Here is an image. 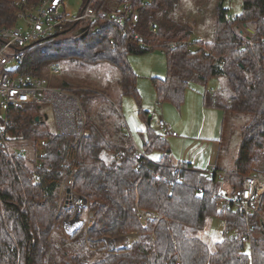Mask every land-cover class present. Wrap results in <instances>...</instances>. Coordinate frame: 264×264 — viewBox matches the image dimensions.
<instances>
[{
    "label": "trees",
    "instance_id": "1",
    "mask_svg": "<svg viewBox=\"0 0 264 264\" xmlns=\"http://www.w3.org/2000/svg\"><path fill=\"white\" fill-rule=\"evenodd\" d=\"M44 1L0 0V29L11 27L17 12L27 13ZM224 1L216 5L211 41L192 40L190 22L176 15L181 0H117L116 6L113 0H99L98 9L108 13H117L125 3L137 8L140 39L99 19L82 39L69 33L77 25L65 23L56 34L24 48L17 72L40 78L60 61L110 64L119 73L121 93L136 101L144 121L149 113L140 106L136 73L127 56L163 50L165 76L151 78L158 105L169 102L179 109L193 83L203 88L204 107L222 111L221 128L229 115L249 119L240 129L231 169L200 170L186 161L172 165L168 141L147 123L140 147L144 156L137 157L130 139L109 142L91 121L78 140L50 130L46 120H35L42 117L40 104H19L0 113L8 140L29 144V154L20 147L21 157L7 153L0 141V264H264V232L257 215L246 220L231 205H218L219 194L240 188L241 177L253 172L255 156L264 150V0H242L235 16L228 15ZM87 3L81 0L80 8ZM173 41L175 50L169 48ZM211 78H223L228 93L208 90ZM59 87L74 95L71 84ZM176 165L181 168L173 169ZM70 176L71 189L86 199L92 218L88 227L65 238L54 227L71 213L70 194L68 202L59 197L63 179ZM137 208L155 212L158 219L140 221ZM210 219L224 225L213 251L199 235ZM248 223L255 234L249 245L239 240ZM129 233L138 234L132 246L105 247L106 239Z\"/></svg>",
    "mask_w": 264,
    "mask_h": 264
},
{
    "label": "rangeland",
    "instance_id": "2",
    "mask_svg": "<svg viewBox=\"0 0 264 264\" xmlns=\"http://www.w3.org/2000/svg\"><path fill=\"white\" fill-rule=\"evenodd\" d=\"M113 1L114 6H116L117 0ZM217 3L218 0H181L179 8L176 10V15L177 17H181L180 19L190 22L192 26V40L211 41L213 39ZM223 4L228 9V15L230 16H235L241 12L242 0H225ZM80 7L81 0H64V10L67 14H77L82 9ZM249 25L252 27L251 24ZM127 60L136 73V88L140 95L142 111L146 110L149 112L146 121L138 116L136 101L132 97L121 93L119 73L108 63L83 64L78 62V60L60 61L59 63L57 62L60 69L58 74L50 76L46 71L44 79L54 88H60L59 85L63 82L71 84V87L68 88H72L74 95L78 96L77 99H79V104L85 115V123L86 121H91L102 131L106 140L116 145L120 144L121 140L128 143L130 139L137 148H140L143 140L142 131L145 129L146 123L158 130L156 124L160 117H163L169 123L170 129L174 130L178 135V137H165L171 149V158L174 161L178 159L184 147L182 137L189 138L190 140L200 139L199 143L203 142L211 145L213 139L218 137L216 135L215 124L211 126L206 122L205 115L204 120H202L199 113L200 110H206L203 105L204 108L198 106L194 114V103H197L199 98H201L202 86L192 83L186 89L183 104L179 109L169 102L157 105L151 77L163 78L165 76L164 53L159 49H153L143 55H128ZM207 89L210 91L215 90V92L224 93L225 95L228 93L223 78H211L207 83ZM83 90H89L92 93L89 96ZM210 109L212 108H207L206 111L210 112ZM39 111L41 116L44 114L48 116L46 121L50 130L54 131L55 120L51 105L48 103L40 104ZM248 119L247 116L241 115H229L225 117L221 130L222 139L219 150V163H221V167L227 169L225 161L236 158L240 141L239 132ZM217 134L220 135L219 128L217 129ZM9 145L19 150L20 147H23L25 153L28 151L29 154V144H26L23 140L10 141ZM206 155L207 153H203L202 158L205 159ZM155 156L156 154L153 153L150 155V158L155 160ZM255 168L256 170L264 169V150H260L255 156L253 170ZM206 170L210 169L206 167ZM59 194V197L64 201L68 200V194L64 186H61L59 189ZM69 194L71 195V192ZM82 198L87 205L88 203L85 198ZM74 210L70 208L71 215L67 219L68 222L65 223L68 217L66 215L61 223L56 224L54 233L60 234L65 238L68 237L69 231L74 229L76 224L73 225V221H71L74 219ZM78 213L81 215L82 220L87 221L90 218L88 205L79 209ZM257 221L260 226L262 225L261 227L264 232V205L258 210ZM88 222L90 223L89 220ZM223 230L224 225L222 222L210 219L206 221V225L199 235L208 244L210 250L213 251L214 243L222 238ZM253 234L252 232L251 235ZM104 245L109 251H115L121 248L123 244L106 239Z\"/></svg>",
    "mask_w": 264,
    "mask_h": 264
},
{
    "label": "built area",
    "instance_id": "3",
    "mask_svg": "<svg viewBox=\"0 0 264 264\" xmlns=\"http://www.w3.org/2000/svg\"><path fill=\"white\" fill-rule=\"evenodd\" d=\"M99 0H88L77 14H67L64 8V0H46L39 5L32 7L27 13L17 12L16 22L11 27L0 29L2 45L0 47V113L6 110L17 107L19 104H43L51 105L54 120L55 131L61 135L72 136L74 139H80L85 133V115L79 104L77 97L63 88L52 87L44 78L36 77L32 74H21L17 72L24 59L25 47L32 45L41 38L49 37L56 34V30L65 23L77 25L74 31L88 25L99 19L113 23L121 29L122 35H126L135 39H140L137 32L139 20V10L133 7L130 3L122 5L121 9L116 13H108L103 9H98L97 3ZM144 3V2H143ZM141 4V6L143 5ZM72 30V31H73ZM70 31L69 33H72ZM95 32L97 29L94 30ZM113 42V41H112ZM169 48L175 50L177 42L169 43ZM164 53L163 50H161ZM59 64L53 63L48 67L47 73L51 75L58 74ZM215 93V90H211ZM6 120L0 123V141L5 147L7 153H15L17 156L23 157V151L12 148L9 145V140L5 135ZM161 135L176 136L177 133L172 131L163 118H159L156 124ZM135 156H144L140 148L136 147ZM177 170L181 166L172 167ZM218 176L227 175L223 172H214ZM155 179L159 175H154ZM65 183V185H64ZM61 186L71 191L69 209H75L73 225L88 227L90 218L81 219L78 210L86 205L84 199L73 192L71 176L63 179ZM60 186V188H61ZM218 205L221 207L224 204H229L242 214L246 220H249L254 215L258 214L264 195V169L255 168L251 174L241 177V187L231 193H221ZM71 215V213L69 214ZM68 217L65 223L68 222ZM79 215V216H78ZM90 216V215H89ZM137 217L140 221L157 220L158 216L155 212L137 208ZM89 223V224H88ZM253 232V226L248 223L246 233L239 237V240L250 244V236ZM152 239L153 236H151ZM232 238L235 235L231 236ZM118 244H123L121 247H130L138 241V234L129 233L111 240ZM119 241V242H118ZM176 264H180L176 262ZM253 264V263H249Z\"/></svg>",
    "mask_w": 264,
    "mask_h": 264
},
{
    "label": "crops",
    "instance_id": "4",
    "mask_svg": "<svg viewBox=\"0 0 264 264\" xmlns=\"http://www.w3.org/2000/svg\"><path fill=\"white\" fill-rule=\"evenodd\" d=\"M194 105H195V111H194V114H195L198 106H200V107L202 106V93H201V98H199V101L197 103H194ZM205 109L207 110L206 107H205ZM206 110L205 111L204 110L203 111L200 110L199 114L201 115L202 120H204V115H205L206 116L205 121L208 122L211 126H213L215 124L216 135H218V137L213 139V142L211 143V145L207 144V143H203V142L199 143L200 139L190 140L189 138H186V137L183 138L182 137V141H183L184 147H183L182 151L180 152V154L178 156V159L176 161H174L171 158L172 157V153L170 152V156L169 157H170V160H172L171 161L172 165H175V164H177L178 162H181V161H186V162H190L193 167H195L197 169H200V170H206V167L208 169H212L214 166H217V167L220 166L219 168L224 169V170L231 169L235 158H233L231 160L227 159L225 161V166L227 167V169L221 167V165H220L221 163H219L220 162L219 161V147L221 145V143H220L221 140L220 139H222V135H221L222 128L221 127H222V116H223V113H222L221 110L214 109V108L210 109L211 110L210 112H208ZM212 112H214V113H212ZM161 118H163V117H161ZM166 124L168 125L169 128H171L169 126L168 122H166ZM218 128L220 129V135L217 134V129ZM172 131H174V130H172ZM171 137H173V136H171ZM174 137H178V135H176ZM197 138H202V137H197ZM203 153H207L205 159L202 158V154ZM154 158H157V154H156V156Z\"/></svg>",
    "mask_w": 264,
    "mask_h": 264
},
{
    "label": "water",
    "instance_id": "5",
    "mask_svg": "<svg viewBox=\"0 0 264 264\" xmlns=\"http://www.w3.org/2000/svg\"><path fill=\"white\" fill-rule=\"evenodd\" d=\"M87 34H88V25L83 26V27H79L75 31L72 32V35L74 37H79L81 39L84 38ZM41 118L44 119V120H47L48 116L46 114H44L42 117L36 116L35 117V120L37 121V120H39ZM70 192H71L70 189L67 188L66 189V193L69 194ZM66 202H68V200H66ZM90 217L92 218V213H90ZM79 227H80L79 225L74 226V229H72L71 231H69L68 235H71L73 233V231L76 230ZM109 240H113V239H109Z\"/></svg>",
    "mask_w": 264,
    "mask_h": 264
}]
</instances>
